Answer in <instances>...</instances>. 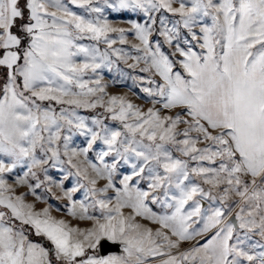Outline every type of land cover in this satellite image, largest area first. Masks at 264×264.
Listing matches in <instances>:
<instances>
[{"label": "snow or ice", "instance_id": "1", "mask_svg": "<svg viewBox=\"0 0 264 264\" xmlns=\"http://www.w3.org/2000/svg\"><path fill=\"white\" fill-rule=\"evenodd\" d=\"M0 264H264V0H0Z\"/></svg>", "mask_w": 264, "mask_h": 264}, {"label": "rangeland", "instance_id": "2", "mask_svg": "<svg viewBox=\"0 0 264 264\" xmlns=\"http://www.w3.org/2000/svg\"><path fill=\"white\" fill-rule=\"evenodd\" d=\"M116 23H120V21H115ZM106 76H107V72H106ZM113 90H117V91H123L126 90V88H121V87H114Z\"/></svg>", "mask_w": 264, "mask_h": 264}]
</instances>
